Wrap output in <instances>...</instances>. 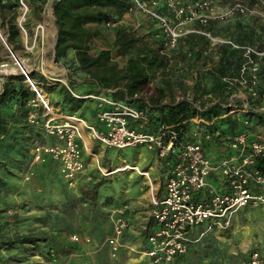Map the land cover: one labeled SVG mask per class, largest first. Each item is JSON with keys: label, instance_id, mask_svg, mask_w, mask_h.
<instances>
[{"label": "rangeland", "instance_id": "rangeland-1", "mask_svg": "<svg viewBox=\"0 0 264 264\" xmlns=\"http://www.w3.org/2000/svg\"><path fill=\"white\" fill-rule=\"evenodd\" d=\"M211 2L219 9H230L233 4L241 3L248 12L244 17L211 23V38L207 37L208 47L199 61L190 59L192 56L185 50L179 55L175 54V59L171 58L172 80L177 97L193 85L200 73L212 68L218 56L216 49L223 44L221 40L258 51L264 48V0ZM144 3L148 8L155 9L150 0H145ZM42 7L37 14L33 5L26 0H18L15 22L20 36L16 47L8 42L7 26L1 25L0 18V86L4 77L10 74L22 75L24 81V72L31 78L33 74H41L44 79L49 78L46 85L56 88L52 93H47L43 86L52 102L58 98L56 92L61 85L60 79L66 82L73 80L75 91L82 93L78 84L85 78V74L77 70L74 55L68 54L65 62L54 61L52 50L56 27L53 23V11L49 4L44 3ZM117 25L148 40L152 32H158L154 21L135 8L122 15L115 26ZM114 27L98 26L100 36L92 39L91 47L92 51L110 49L113 61L120 66L124 64L125 57L111 48ZM185 29L199 30L196 25H189ZM185 36L179 40L177 50L183 45ZM175 51H171L170 55ZM184 54L187 60L182 58ZM19 63L26 66L24 72L19 68ZM202 77L209 85V78L204 74ZM160 78L162 79L161 75L156 79ZM235 102L229 99V114L240 112ZM94 106V102L86 100L79 111L89 123L98 125L87 110ZM86 107L88 108L85 109ZM17 109L18 106L14 104L12 110ZM254 129L255 137L264 141V129ZM29 136L30 139L36 138L44 143L53 142L51 137L46 139L41 133ZM32 146L28 150L30 155ZM94 151L99 154L98 165L104 169L103 174L92 157L85 155L83 158L89 176L87 181L102 183L98 187L99 199L93 204L79 198L78 188L82 186V182L69 186L65 180H59L62 175L55 164L40 165L34 163L31 156V159L27 157L18 164L12 162L9 167L13 169V174L0 171V264H146L142 254L146 247L145 235L143 236L140 225L146 212L151 209L148 185L143 177L123 167L128 164L147 170L150 166V179L156 177L158 181L161 163L154 154L141 147L118 151L105 149L94 143ZM99 177L103 178L100 180ZM124 204L128 206L126 216L131 217V220L127 219L128 228L114 249L108 244V239L113 234L110 210ZM29 234L41 236L38 248L12 243L18 236ZM72 235L78 236L76 242L70 240ZM52 245L57 248H51ZM24 247L28 249L25 250ZM253 249H259L264 254V208H241L234 214L229 228L211 232L191 247L182 262L174 264H245L246 255Z\"/></svg>", "mask_w": 264, "mask_h": 264}, {"label": "built area", "instance_id": "built-area-1", "mask_svg": "<svg viewBox=\"0 0 264 264\" xmlns=\"http://www.w3.org/2000/svg\"><path fill=\"white\" fill-rule=\"evenodd\" d=\"M53 1L46 0L51 9ZM133 1L135 9L156 21L158 32L154 36L161 40V52L167 56L177 50L179 40L186 33L211 38L209 32L201 28L213 22H226L232 17H244L248 12L241 3L233 4L230 9H219L211 0H163L168 14L160 16L144 2ZM151 4L157 5L156 2ZM115 25L106 24L107 27ZM189 25H196L199 30H186ZM220 42L242 50L243 61L237 75L223 77L221 81L231 93L230 100L240 99L245 110L247 96L256 94L257 59L264 53L248 46H237L232 41ZM24 73L27 87L32 92L25 103V120L46 139H53V143L35 142L31 149L32 160L37 164H43L48 158L55 162L69 186H75L82 178L89 180L85 155L95 160L101 173L104 171L98 165L99 154L94 151V143L120 151L141 147L153 153L160 163L164 161L169 173L161 189L150 179L149 169L128 164L123 167L143 177L148 185L151 209L140 225L146 245L142 254L148 264H171L175 257L187 252L190 242L207 232L229 228L239 209L264 208V175L255 167V159L264 152V142L259 138H251L245 131L234 133L227 140L230 154L213 160L200 142L180 140L172 126L159 125L154 132L147 131L149 116L145 110L107 95L83 96L84 100L94 102L93 118L98 125L89 123L77 113H64L60 106L51 103L43 90L49 78L36 82ZM59 82L69 89L66 80ZM149 84L152 86V82ZM193 121L201 120L194 118ZM93 155L97 157L93 158ZM214 178L220 179L218 185L214 184ZM127 209L124 204L110 210L113 234L108 244L114 249L128 228ZM70 240L76 242L78 236L72 235ZM245 264H264V254L253 249Z\"/></svg>", "mask_w": 264, "mask_h": 264}, {"label": "trees", "instance_id": "trees-1", "mask_svg": "<svg viewBox=\"0 0 264 264\" xmlns=\"http://www.w3.org/2000/svg\"><path fill=\"white\" fill-rule=\"evenodd\" d=\"M26 1L34 6L37 14L46 3V0ZM140 1L145 2V0ZM150 2L157 3L155 6L157 14L167 16L168 11L163 0H150ZM17 7L18 0H0L1 25L7 26V40L13 47H16L20 36L15 22ZM51 7L53 23L56 27L52 50L54 61L65 62L68 54L74 55L77 70L85 74V78L78 84L82 88V93L75 91L73 80H67V86L77 96H74L67 87L58 86L56 92L58 98L51 103L60 106L64 113H77L86 119L79 111L86 101L83 96L107 95L113 100L124 101L145 110L149 116L147 131L154 132L159 125L172 126L180 140L200 142L206 154L213 160L230 154L227 140L234 133L245 131L251 138H256L254 128L264 129V56L257 59L255 96H247L245 110L242 108L243 102L240 99L235 100L236 108L240 112L229 114L231 93L226 91L221 79L232 77L239 72L243 58L238 48L228 44L219 45L216 49L218 54L216 62L209 71L203 73L209 78V85L204 82L203 74L200 73L193 85L176 98V86L172 80L170 63L184 50L192 56L190 59L194 61L202 59L208 47L207 36L186 34L183 45L167 56L161 52V40L154 36L156 30L151 33V38L148 40L130 33L122 25H117L113 28L114 40L111 48L125 57L124 64L119 66L113 61L110 49L92 51L91 41L100 36L98 26L105 27L107 23L117 24L122 15L133 10V0H54ZM154 24L156 25V21ZM212 27V24H209L201 29L210 32ZM263 50L264 48L260 52ZM182 58H185V54ZM159 75L162 79H156ZM32 79L36 82L45 80L41 74H33ZM154 79H156L155 83H153ZM151 82L152 86L149 84ZM44 87L47 93H52L56 89L46 84ZM31 96L32 92L22 75L10 74L4 77L0 86V171L9 175L14 173L9 167L12 162L18 164L27 157L31 159L32 155L28 152L30 147L34 142H43L36 138L30 139L29 134L34 133L38 136L40 132L24 120L27 111L25 103ZM14 104L18 106L17 111L12 110ZM87 110L90 111L91 117H94L95 106ZM194 118H199L201 121L196 123L193 121ZM255 161V167L264 175V152ZM54 163L48 158L40 165L47 166ZM163 166L165 167V164ZM61 177L62 179L59 180L63 181L64 178ZM99 178L101 180L103 177ZM79 182L83 183L78 188L79 198L88 204L96 203L99 199L98 187L102 186V183L89 182L84 178L77 183ZM210 233L207 232L196 241L190 242L187 252L175 257L171 264L182 262L191 247ZM40 241H42L41 236L29 234L18 236L12 240V243L38 248ZM51 248L57 247L52 245ZM24 249L28 248L24 247ZM248 256L249 254L246 255V261Z\"/></svg>", "mask_w": 264, "mask_h": 264}, {"label": "crops", "instance_id": "crops-1", "mask_svg": "<svg viewBox=\"0 0 264 264\" xmlns=\"http://www.w3.org/2000/svg\"><path fill=\"white\" fill-rule=\"evenodd\" d=\"M178 97H176V98H178ZM149 153H151V152H149ZM151 154H153V153H151ZM54 164L58 167V165L56 163H54ZM160 165L161 166L158 169V173H159V179H158V181H157V178L156 177L155 178L153 177L152 180L156 181V184L157 185L159 184V188L161 189L162 186H163V184L165 183V179H166V177H167V175L169 173V169H167L166 166L164 167L162 163ZM58 169H59V167H58ZM147 169H149V171H151L152 167L148 166ZM213 182H214L215 185H218L219 182H220V179L218 180V179L214 178L213 179ZM126 218L128 220H131V217H127L126 216ZM143 260L146 261V263L148 264V261L146 260V258H143Z\"/></svg>", "mask_w": 264, "mask_h": 264}, {"label": "bare ground", "instance_id": "bare-ground-1", "mask_svg": "<svg viewBox=\"0 0 264 264\" xmlns=\"http://www.w3.org/2000/svg\"><path fill=\"white\" fill-rule=\"evenodd\" d=\"M1 44H3V43H1ZM18 66H19V68H20L23 72L26 70V66L23 65L22 63H19ZM13 70H15V69L13 68ZM87 143H88V142H87ZM89 145H90V142H89L88 146H89ZM96 157H97V156L93 155V158H96Z\"/></svg>", "mask_w": 264, "mask_h": 264}]
</instances>
